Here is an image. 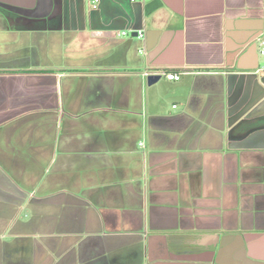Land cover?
Returning a JSON list of instances; mask_svg holds the SVG:
<instances>
[{
	"label": "crops",
	"instance_id": "crops-1",
	"mask_svg": "<svg viewBox=\"0 0 264 264\" xmlns=\"http://www.w3.org/2000/svg\"><path fill=\"white\" fill-rule=\"evenodd\" d=\"M3 2L0 264H264V0Z\"/></svg>",
	"mask_w": 264,
	"mask_h": 264
},
{
	"label": "rangeland",
	"instance_id": "rangeland-1",
	"mask_svg": "<svg viewBox=\"0 0 264 264\" xmlns=\"http://www.w3.org/2000/svg\"><path fill=\"white\" fill-rule=\"evenodd\" d=\"M11 36L12 35H8V34H5V33H0V62H2L1 57L5 58V59H11L12 58L11 56H14L16 51L19 50V49L16 48V46H20L19 45L20 39L12 38ZM71 42L72 41L68 40L67 37H66V39L64 40L63 43H64V45L66 47L70 46L68 48H70L71 51H73L72 49L75 48V47L71 46L72 45ZM69 51H67V49H66V51L64 52L65 55H67V54L71 55V53H69ZM75 51H77V49H75ZM20 217H21L20 218L21 220H25L28 217V213L26 211H24V212L21 213Z\"/></svg>",
	"mask_w": 264,
	"mask_h": 264
},
{
	"label": "built area",
	"instance_id": "built-area-1",
	"mask_svg": "<svg viewBox=\"0 0 264 264\" xmlns=\"http://www.w3.org/2000/svg\"><path fill=\"white\" fill-rule=\"evenodd\" d=\"M90 2V5L92 7V9H97L99 4H100V0H88ZM135 1V0H132ZM140 37H142L143 35L140 34ZM151 75H160V76H165L167 80L169 81H179L180 80V75L176 74V73H162V72H158V73H153Z\"/></svg>",
	"mask_w": 264,
	"mask_h": 264
},
{
	"label": "flooded vegetation",
	"instance_id": "flooded-vegetation-1",
	"mask_svg": "<svg viewBox=\"0 0 264 264\" xmlns=\"http://www.w3.org/2000/svg\"><path fill=\"white\" fill-rule=\"evenodd\" d=\"M0 5H3L4 6V7H1L0 8V11H2L4 13H7V14H14V13L22 14L23 13L20 8L8 6V4H6L4 2L3 3H0Z\"/></svg>",
	"mask_w": 264,
	"mask_h": 264
},
{
	"label": "water",
	"instance_id": "water-1",
	"mask_svg": "<svg viewBox=\"0 0 264 264\" xmlns=\"http://www.w3.org/2000/svg\"><path fill=\"white\" fill-rule=\"evenodd\" d=\"M7 4V3H6ZM8 6H9V4H8ZM12 6H14V7H18V8H20L19 6H18V4H13ZM138 34H136V33H134L133 34V36H137ZM161 79V76L160 75H149L148 77H147V84H148V86H153L154 84H156L159 80Z\"/></svg>",
	"mask_w": 264,
	"mask_h": 264
}]
</instances>
